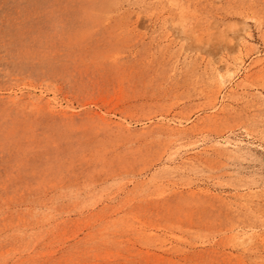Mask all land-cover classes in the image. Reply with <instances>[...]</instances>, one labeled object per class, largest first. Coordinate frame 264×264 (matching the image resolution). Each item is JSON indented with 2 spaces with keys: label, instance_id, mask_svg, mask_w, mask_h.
I'll use <instances>...</instances> for the list:
<instances>
[{
  "label": "rangeland",
  "instance_id": "374dc122",
  "mask_svg": "<svg viewBox=\"0 0 264 264\" xmlns=\"http://www.w3.org/2000/svg\"><path fill=\"white\" fill-rule=\"evenodd\" d=\"M0 264H264V0H0Z\"/></svg>",
  "mask_w": 264,
  "mask_h": 264
}]
</instances>
